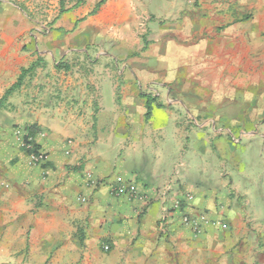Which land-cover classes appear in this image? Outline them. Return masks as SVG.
Returning a JSON list of instances; mask_svg holds the SVG:
<instances>
[{
    "label": "crops",
    "instance_id": "0c3cea01",
    "mask_svg": "<svg viewBox=\"0 0 264 264\" xmlns=\"http://www.w3.org/2000/svg\"><path fill=\"white\" fill-rule=\"evenodd\" d=\"M96 18L120 40L77 83L35 68L1 100L26 65L0 52V264L10 241L16 264H264V0H106ZM36 125L45 164L14 134ZM202 213L227 227L183 223Z\"/></svg>",
    "mask_w": 264,
    "mask_h": 264
},
{
    "label": "rangeland",
    "instance_id": "374dc122",
    "mask_svg": "<svg viewBox=\"0 0 264 264\" xmlns=\"http://www.w3.org/2000/svg\"><path fill=\"white\" fill-rule=\"evenodd\" d=\"M78 1L0 0V52L5 55L10 48H13L12 53L15 58H21L26 65L24 68L36 63V75L39 73L50 75L51 65L54 69V76L63 82L74 80L77 83L81 79H87L89 74H97L96 66L88 72V66L84 64L85 60L102 57L100 43H105L108 47V49H104L106 54L114 52V44H118L120 35L112 32L97 34L89 32L87 29L88 20L93 21L94 24L97 23L96 15L106 0L94 14L90 12L75 22L62 21L61 28L54 27L64 13L76 7ZM97 4L98 2L93 9L97 7ZM64 9L65 12L62 14ZM54 31L57 34L55 41L51 37ZM81 85L78 84V87ZM230 101L225 102L223 110L248 106L235 101L231 104ZM14 132L15 136L19 138V144L24 146V135L27 134V131L15 129ZM255 166L254 163L250 169ZM15 246L16 242L10 241L9 250L12 257L9 258L8 264H16L17 258L13 256Z\"/></svg>",
    "mask_w": 264,
    "mask_h": 264
},
{
    "label": "built area",
    "instance_id": "2783aa9c",
    "mask_svg": "<svg viewBox=\"0 0 264 264\" xmlns=\"http://www.w3.org/2000/svg\"><path fill=\"white\" fill-rule=\"evenodd\" d=\"M29 156L33 163H41V162H44L43 164L46 163L45 161H46L47 155L46 153H43L40 150H38V152L34 154H30ZM87 177L90 181L93 179L91 173H88ZM124 189L125 187L123 185L117 187V190H124ZM182 219H183V223L185 225H190L195 233L203 232L204 227L209 226V225H213V226L219 225V226H222L223 228L227 227V223L223 222L220 219H212L205 213H202L196 216L185 215ZM108 248L109 247L106 246V249Z\"/></svg>",
    "mask_w": 264,
    "mask_h": 264
},
{
    "label": "trees",
    "instance_id": "16d2710c",
    "mask_svg": "<svg viewBox=\"0 0 264 264\" xmlns=\"http://www.w3.org/2000/svg\"><path fill=\"white\" fill-rule=\"evenodd\" d=\"M105 0H100L97 4V7L95 9H93V11H91V14H94L97 10V8L104 2ZM84 2V0H79L76 4V7L81 5ZM67 10V9H66ZM65 12V9L61 12L62 14ZM36 68V63H33L31 66L22 69V73L20 75V78L18 79L17 83H15L10 89L7 90L6 94L4 95V97L1 99L3 100L4 98H6L11 92H13L16 88H18L21 85V81L23 79V77L29 73L32 72L33 70H35ZM0 100V102H1ZM148 110L150 111V106H148ZM148 111V114H149ZM37 125L36 126H28L26 127L25 131H27V134L24 135V150L27 154H34L36 152H38L39 147L38 145L35 143V141L33 140L35 137V134H37L39 132V130L37 129Z\"/></svg>",
    "mask_w": 264,
    "mask_h": 264
}]
</instances>
